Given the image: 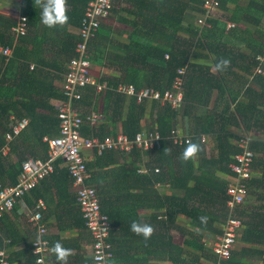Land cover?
Here are the masks:
<instances>
[{"label": "trees", "instance_id": "16d2710c", "mask_svg": "<svg viewBox=\"0 0 264 264\" xmlns=\"http://www.w3.org/2000/svg\"><path fill=\"white\" fill-rule=\"evenodd\" d=\"M90 1L93 0H67L68 22L53 28L40 22L41 10L31 6L25 8L22 15L26 17L28 30L17 38L12 30L16 19L0 14V44L12 49L10 55H0V185L17 182L25 159L47 157L48 146L42 138L58 134L56 105L63 98L61 86L57 87L54 81L62 79L64 60L74 55V46L79 40L78 29ZM115 1L116 7L112 11L116 8L121 11V8L130 15L119 18L132 28L129 41L112 40L111 26L106 25L105 19L87 44L92 61L103 66L107 63L112 71L116 70L110 73L111 69L105 68L107 76L100 78V81H106L107 90L102 100L104 106L97 126L98 135L114 133L108 130L107 124L117 128L120 121V130L129 138H134L138 132L148 135L157 131L160 145L147 150L135 147L126 155L120 151H105L95 154L87 163L88 168L95 167L88 183L96 184L101 211L111 222L110 240L114 248L111 261L113 264H150L156 246L157 256L168 260L169 264H251L240 258L246 247L241 251L234 249L228 259L219 260L206 240L223 233L228 217L227 200L231 197L229 178L233 175L228 164L240 151L234 141L241 131L253 132L254 137L249 144L254 154L249 192L253 183L264 185V178L254 180L258 169L264 177V60L259 64L256 59L259 55L264 57V29L261 26L264 0H219V15L211 17H204V0ZM229 4L234 5L231 11ZM198 17H204L208 25L197 24ZM227 22L234 26L227 27ZM67 24L76 27L75 33L62 30ZM50 29L63 34L62 46L34 52L29 45L36 38L41 42L51 38ZM48 51L54 54L51 61L44 57ZM221 58L230 63L218 70L215 64ZM31 64L33 68H30ZM179 68H185L182 75ZM177 76H182L184 91L179 108H173L170 102L162 104L158 99L137 102L136 97L116 90L118 83L123 82L132 84L136 90L152 87L163 93ZM235 83H240V90L232 87ZM86 90L92 95V87ZM145 101L150 103V109ZM89 104L93 109L96 106L94 101ZM147 112L149 123L144 128L141 122ZM11 115L16 119L27 118L28 125L9 143V154L2 155L1 149L6 144L4 133ZM81 116L85 118V115ZM187 117L192 119L189 132L184 122ZM80 130L85 136L92 134L86 123H82ZM176 134L181 136L179 144L172 142V136ZM207 135L214 139L215 155L211 157H207L205 151ZM201 137H205V141ZM186 138L198 143L201 149L188 161L181 159L188 143ZM142 153L149 159L136 164ZM115 155L124 158L131 155L133 162L120 163L116 169L117 177L108 179L110 167L107 165L113 163ZM141 163L149 167L148 172H137ZM53 166V172L45 179L49 180L48 185L53 187L62 203L72 180L60 158ZM155 167L159 170L154 171ZM42 181L40 183L44 185ZM32 192L37 193L32 195L34 201L38 196L47 197L49 190L43 193L34 188ZM24 198L29 206L34 205L28 195ZM140 209H150V212L142 215ZM241 209L237 210L239 215ZM160 213L164 216H159ZM179 214L190 222V230L183 231L181 244L175 242L170 233ZM133 220L152 225L153 235L145 240L133 233L130 229ZM0 224L3 236L11 242L23 243L28 253L25 263L37 264L31 252L33 240L29 238L31 231L27 225L21 226L9 213L1 217ZM72 225L84 227L79 209ZM253 233L248 225L241 236L243 241H251L250 247L252 242L258 241L252 238ZM49 243L52 247L54 242L49 239ZM2 246L0 238V248ZM261 254L264 264V250Z\"/></svg>", "mask_w": 264, "mask_h": 264}, {"label": "built area", "instance_id": "2783aa9c", "mask_svg": "<svg viewBox=\"0 0 264 264\" xmlns=\"http://www.w3.org/2000/svg\"><path fill=\"white\" fill-rule=\"evenodd\" d=\"M218 3L219 0H204V17L217 16L215 13H218ZM114 7H116L115 0H93L85 8L81 27L78 29L79 40L75 43L74 55L65 63L60 83L63 98L56 105L59 132L55 136L45 135L42 138L48 146L47 157L45 159L32 157L25 159L22 162L17 182L0 185V219L4 214L10 213L15 205H21L27 227L35 232L31 252L35 256L36 263L42 258L45 259L46 264L52 260V254L49 252L51 246L47 237V227L42 222V209L45 207V203L42 199H37L33 206H29L25 202L24 196L53 172L56 159H61L71 177V186L84 220V228L91 238L89 248L92 264H103V261L97 259L98 254H103L104 258L108 260V264H113L111 260L114 248L110 240L111 222L108 215L101 211L97 188L88 183L92 177V170L88 168L87 163L95 154L100 155L105 151H120L126 155L135 147L147 150L160 145V135L157 131L149 132L148 135L138 132L134 138H129L122 132L99 137L97 126L102 119L101 110L89 108L84 112L80 106L84 92L88 87H92L94 95L99 96L101 100L107 90L106 81H100V78L106 74L105 69L100 67L94 72L95 66L88 52L87 44L94 36V31L100 22L108 18ZM204 17H198L196 23L208 25ZM228 23V27L234 26L233 23ZM12 30L15 38L27 32L28 25L24 15L18 16ZM11 51V47L0 44V55H10ZM256 59L260 64L264 57L259 55ZM258 66L257 70L260 72V65ZM30 68H33V64L30 65ZM184 70L185 68H179L178 72L182 75ZM116 90L122 94L136 97L137 102H142L145 99H158L162 104L170 102L173 108L181 107L184 95L182 76H177L171 87L165 89L163 93L152 87L136 90L132 84L123 82L118 83ZM77 102L79 104L75 107ZM81 115H85V118L83 119ZM82 123L88 124L92 129L90 136L81 133ZM27 125V118L16 119L13 115L10 116L8 129L4 133L6 144L1 149L2 155L9 154V143ZM180 138L181 136L176 134L172 136V142L179 144ZM201 138L202 141H205V137ZM252 139H254L253 132L241 131L239 138L234 141L240 151L234 154L233 161L228 164L233 174L228 188L231 196L227 200L228 217L223 227V233L206 240L207 245L218 254L219 260L228 259L236 248L239 228L242 224L237 210L242 208L248 196V182L251 180L253 172L254 154L249 149ZM186 142H189V138H186ZM87 151L90 152V156L86 154ZM158 170V167L154 168V171ZM148 171L149 167L145 163H141L137 169L138 173ZM0 238L3 240V246L0 248V264H9L6 246L11 240L4 239L1 232Z\"/></svg>", "mask_w": 264, "mask_h": 264}, {"label": "crops", "instance_id": "0c3cea01", "mask_svg": "<svg viewBox=\"0 0 264 264\" xmlns=\"http://www.w3.org/2000/svg\"><path fill=\"white\" fill-rule=\"evenodd\" d=\"M33 7L34 10H41V7L39 5L35 4V0H0V14H3L7 17H11V18H15L17 19L19 15H22V10H24L25 8ZM129 6V5H126ZM233 4H229V11L233 10ZM67 8H69V6L67 5ZM121 11H119V9H114V11H112L113 14L109 15L107 20H106V25L108 24V26H111V31H110V38L114 41H119V42H128L129 38H130V33L132 28L126 24L123 23L122 21L119 20V18L122 16H127L129 17L130 15L126 12H122V9L120 8ZM227 14H230L229 12H226ZM41 22V21H40ZM262 24H264V19L262 21ZM65 25V24H64ZM63 31H65L66 33H75L76 31V27H74L73 25L67 24L65 26V28L62 29ZM51 34L53 33L52 36H54V38L52 36H50L51 38H49L48 40L45 39L46 41L41 42L40 40L38 41L37 38L35 39V41L29 45V47L34 50L35 46L37 45V42H41V47H36V49H38V51H41L42 49H48L49 47L51 48L52 46L55 47V49H57L58 45H61V41L64 39V36L61 32H53L52 29H50ZM49 35V33H48ZM32 46V47H31ZM54 54L50 51L46 52L45 54V58L48 61H51L53 58ZM67 62V59L64 60V64ZM94 63V66L96 67H102L103 64L99 63L97 61H92ZM103 63L105 64L106 61H103ZM105 66H103L104 68ZM111 72H116V70L112 71L113 68H110ZM49 71H53V70H49ZM105 71V70H104ZM109 72V71H108ZM64 73V72H63ZM61 73L60 75L62 76ZM109 73V74H110ZM62 78V77H61ZM60 83L61 80H55L54 84L57 87H60ZM240 84V83H235V85ZM236 90H240L236 89ZM103 100V98H102ZM100 99L99 96H95L94 92L91 93L89 92V90H86L84 92L83 95V101L80 103V106L83 110H88L90 108V102L92 103L93 101L95 102V107L94 110H102L103 105V101ZM241 100H243V98H241ZM146 102V101H145ZM146 106L150 107V103L146 102ZM148 107V108H149ZM150 109V108H149ZM148 109V111H149ZM149 112H147L145 115V117L142 120V127L147 128V124L148 122V117H149ZM184 122L187 125L186 126V131L189 132L191 124H192V119L191 118H184ZM183 121V120H182ZM183 125V124H182ZM181 125V127H182ZM108 130H112L114 132H122L120 130V121L118 122L117 128H113L112 125L107 124ZM183 128V127H182ZM185 129V128H183ZM207 141L205 142V151H206V155L207 157H211L210 153L214 152L215 154V145H214V139L213 136L211 137V135H207ZM86 154L88 156H90V152H86ZM98 155V154H97ZM125 156H114V160L113 163H110L107 165V167H110V173L108 175H106V178L108 179H114L115 177H117V175L119 174V172L116 171L117 166L120 163H123L125 161L126 162H133V160L131 159V155L127 158H124ZM147 157V158H146ZM94 157H92L91 160H93ZM146 159V161L149 159V156L147 154H143L140 156V159L138 161H136L135 163L137 164L139 161H144ZM145 162V161H144ZM92 170V175L95 172V167L91 168ZM94 171V172H93ZM99 171V169H98ZM111 171H113L111 173ZM47 178V177H46ZM264 178L263 174L261 173V171L256 170L255 174H254V180H260ZM232 179V176L229 178ZM253 180V181H254ZM45 183L44 185L38 184L35 188L36 189H40L41 191L46 192L47 190H49L48 194H46L47 197H41L38 196L34 201L32 200V195L37 194L36 192H32V190L26 194L30 197V201L32 203H35L37 199H42L45 203V207L42 209V222L45 224V226L47 227V237L50 239V241L55 242L57 240H60L61 243L68 248H71L73 250V252L75 253L73 256H70L68 258V264H92V258H91V250L89 248V244L91 242V238L87 232V230L84 227L81 226H73L72 222L73 219L75 217V215L77 214L78 211V205L76 203V199H75V192L72 188L71 185L68 186V190L67 193L63 199L62 203H59V198H57V196L55 195V190L53 189L52 186L48 185L49 180L47 181L46 179L42 181V183ZM230 182V181H229ZM92 185H94L96 188V184L92 183ZM98 189V188H97ZM69 196V197H68ZM71 200H68L70 199ZM26 201V200H25ZM61 201V200H60ZM27 203V202H26ZM28 204V203H27ZM33 206V205H32ZM140 213L142 215H145L147 213L150 212L149 210H144V209H140L139 210ZM12 220H14L15 222H18L21 226H25V221H24V216H23V211H22V207L20 204L15 205V207L13 208V210L9 213ZM162 213L159 214V216L163 217L164 215H161ZM164 214V213H163ZM240 216H241V220H242V227L240 228V232H239V237L237 239V244H236V251H241V249H243L244 247H246V251L244 254L240 255L241 259L244 262H248L251 264H262V250H264V185L259 182L253 183L252 188H251V192H249L248 197L246 198L245 202L242 205V209L240 210ZM250 225L254 231L252 238L253 239H257L258 241L252 242V247H250L251 245V241H243V238L241 239V236L243 237V233L245 231V229L248 228V225ZM174 225L176 227H174ZM190 222L189 219L184 216L179 214L176 218V220L174 221L172 228H171V235H173V240L179 244L182 243V240L184 238V233L183 231H188L190 230ZM4 229V228H3ZM5 230V229H4ZM28 230H30V236L29 238L31 240L34 239L35 237V232L34 230H31L28 228ZM1 224H0V232H1ZM258 232V233H257ZM7 233V232H6ZM177 233L179 235V237L177 236ZM2 234V232H1ZM4 234H2L3 236ZM58 237V238H55ZM215 236V235H214ZM4 239H7L5 236H3ZM234 250V251H235ZM6 252L8 255V260H9V264H26L25 260L27 259V251L24 250V245L23 243L18 244L14 242H11L6 246ZM154 255L155 257L150 259V264H169L168 260H164L162 259V257L157 256L158 255V247H154ZM49 264H56L55 262V258L54 256H52V260L50 261Z\"/></svg>", "mask_w": 264, "mask_h": 264}, {"label": "clouds", "instance_id": "9594fccd", "mask_svg": "<svg viewBox=\"0 0 264 264\" xmlns=\"http://www.w3.org/2000/svg\"><path fill=\"white\" fill-rule=\"evenodd\" d=\"M35 4L39 5L42 9L41 22L46 27L53 28L57 25L62 26L68 22L67 0H35ZM229 63V60L221 58L215 64V67L218 70H223ZM200 150V145L198 143L188 142L182 152L181 159L184 161L193 159ZM130 229L133 233L142 236L145 240L149 239L154 233V227L152 225L137 220L131 221ZM49 252L54 256L56 264H68V258L75 254L71 248L65 247L60 240L53 243ZM97 259L103 261V264H108V260L104 258L103 254H98ZM37 264H46L45 259L42 258L37 260Z\"/></svg>", "mask_w": 264, "mask_h": 264}, {"label": "rangeland", "instance_id": "374dc122", "mask_svg": "<svg viewBox=\"0 0 264 264\" xmlns=\"http://www.w3.org/2000/svg\"><path fill=\"white\" fill-rule=\"evenodd\" d=\"M215 14H217V16L219 15V13H215ZM228 25H229V23L227 22L226 23V26L228 27ZM261 26H262V28L264 29V24H261ZM32 47V46H31ZM36 47H41V44H40V42H37V45L34 47L35 49L33 50L34 52H38V49H36ZM109 65L106 63V65H105V67H104V69L106 68L107 70L109 69L110 70V66L108 67ZM103 67V66H102ZM99 69V67H96L95 66V71L94 72H96L97 70ZM225 76H227V75H225ZM228 79H231V77H229ZM239 86H240V84H237V85H235V84H233L232 85V87H234V88H236V89H239ZM241 100V99H240ZM215 154H214V152H211L210 153V156H214ZM240 216V215H239ZM241 217V216H240ZM177 236L179 237V235H178V233H177Z\"/></svg>", "mask_w": 264, "mask_h": 264}, {"label": "bare ground", "instance_id": "6f19581e", "mask_svg": "<svg viewBox=\"0 0 264 264\" xmlns=\"http://www.w3.org/2000/svg\"><path fill=\"white\" fill-rule=\"evenodd\" d=\"M66 62V61H65Z\"/></svg>", "mask_w": 264, "mask_h": 264}]
</instances>
